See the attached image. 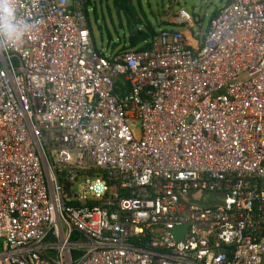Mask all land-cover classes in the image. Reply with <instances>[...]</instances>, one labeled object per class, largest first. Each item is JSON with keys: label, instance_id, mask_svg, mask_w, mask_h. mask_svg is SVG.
I'll list each match as a JSON object with an SVG mask.
<instances>
[{"label": "built area", "instance_id": "obj_1", "mask_svg": "<svg viewBox=\"0 0 264 264\" xmlns=\"http://www.w3.org/2000/svg\"><path fill=\"white\" fill-rule=\"evenodd\" d=\"M13 3L30 27L0 35V264H264V0L223 5L196 45L161 29L111 56L83 1Z\"/></svg>", "mask_w": 264, "mask_h": 264}, {"label": "rangeland", "instance_id": "obj_2", "mask_svg": "<svg viewBox=\"0 0 264 264\" xmlns=\"http://www.w3.org/2000/svg\"><path fill=\"white\" fill-rule=\"evenodd\" d=\"M131 2L134 7L136 18L142 20L143 15H146L147 20L143 19V21H150L156 29L162 27V19L160 20V17H163L164 12L167 11L169 0H140L139 2H137V0H131ZM224 3V0H179L178 7L176 3H174L168 17L176 15L179 7H184L190 14L194 12L200 16L202 20L201 30H205L214 11L223 6ZM93 4L97 5L96 18L91 9L88 10L87 17L95 48L106 56L116 54L117 50L123 45V42H120L119 39H122V35L125 32L119 27L118 22L117 10L120 11L119 8L121 6H113L112 0H93ZM107 8L110 9L109 13ZM120 16L123 23L126 24L125 16L121 11ZM95 19H97V21ZM188 37H190V33H188L186 39H188ZM201 40L202 36L201 38L199 37L198 42L200 43ZM113 43L120 45L113 49Z\"/></svg>", "mask_w": 264, "mask_h": 264}, {"label": "trees", "instance_id": "obj_3", "mask_svg": "<svg viewBox=\"0 0 264 264\" xmlns=\"http://www.w3.org/2000/svg\"><path fill=\"white\" fill-rule=\"evenodd\" d=\"M83 1H84L83 12L87 18V21H88L87 12H88L89 8H92L91 10L94 13L95 18H96L97 5H94L93 1H91V0H83ZM112 1H113V6H115V7L121 6L123 8V11H121V10L120 11L125 16V22L127 21L129 24V20H128V16H127V14L129 13L133 19L138 20L135 22V24L138 25V28H140V26H141V29H139V31L136 34L131 33L129 35V37L126 36V32L123 33L122 39H119L120 42L121 41L123 42L122 43L123 45L120 49L117 50L116 53H122V52L130 51V50H147V49H150V47H151L150 41L152 38H154L158 34V31L153 26V24H151L149 21H143V19H146V15H143L142 20L139 18H136V14H135L134 7L132 5L131 0H112ZM139 1L140 0H137V2H139ZM90 6H92V7H90ZM109 10L110 9L107 8L108 13H109ZM120 11L117 10L118 22H119V27H122L124 25V23H123V20L120 16ZM217 13H218V11L215 12L214 16H216ZM95 20L97 21V19H95ZM88 24H89V22H88ZM89 27H90V24H89ZM90 30H91V28H90ZM128 31L129 30L127 29V32ZM119 45L117 43H113L112 48L113 49L117 48Z\"/></svg>", "mask_w": 264, "mask_h": 264}, {"label": "clouds", "instance_id": "obj_4", "mask_svg": "<svg viewBox=\"0 0 264 264\" xmlns=\"http://www.w3.org/2000/svg\"><path fill=\"white\" fill-rule=\"evenodd\" d=\"M30 25L17 17V9L13 0H0V35L15 45L23 39Z\"/></svg>", "mask_w": 264, "mask_h": 264}, {"label": "crops", "instance_id": "obj_5", "mask_svg": "<svg viewBox=\"0 0 264 264\" xmlns=\"http://www.w3.org/2000/svg\"><path fill=\"white\" fill-rule=\"evenodd\" d=\"M81 1H83V0H81ZM230 1L231 0H224V2H225L224 5L229 3ZM174 3H176V6L178 7L179 0H169L167 11L164 12L163 17L162 16L160 17V20L162 19L161 20L162 27L158 28L157 31H159L161 29L179 30V31H181L184 34L185 38L188 36V33H190V37H188L187 40L189 41L190 44L196 45V43H199L198 42L199 37L201 38L203 33H205L207 31V29L209 27V24L207 25L205 30H201V23H202L201 19L196 20V24L194 26H192V27H190V26H188L186 24L180 25V24L175 23L174 21H175L176 16H177V14H178V12L180 10H184L187 13H189V12L184 7H179V10L176 13V15H172V16L168 17V14L170 13V11L172 10V8L174 6ZM220 8H218L217 10L214 11V13L212 14L211 18L214 16L215 12H217ZM190 15L192 16V14H190ZM136 21H138V20H136ZM151 24H153V23H151ZM139 29H141V26H140Z\"/></svg>", "mask_w": 264, "mask_h": 264}, {"label": "water", "instance_id": "obj_6", "mask_svg": "<svg viewBox=\"0 0 264 264\" xmlns=\"http://www.w3.org/2000/svg\"><path fill=\"white\" fill-rule=\"evenodd\" d=\"M76 1H78V0H76ZM91 1H93V0H91ZM90 9H92V8H89V10ZM119 9L121 11H123L122 7H120ZM127 16H128L129 24L126 21V24H124L120 28L122 30H124L126 32V36L129 37V35L131 33L136 34L139 31V28H138V25L135 24L136 19H133L132 16L129 13L127 14ZM192 17L195 20H199L200 19V16L197 15L196 13H194V12L192 13ZM127 29L129 30L128 32H127ZM192 195H193V192L188 193V198L192 202H196V204L206 207V206L222 205V201H220L219 198L224 197L225 193L224 192H204V193H202V195L206 196V199L204 200L203 196H202L197 201H194L192 199ZM187 228H188L187 225H181V226H178V227L174 228L173 234H174V237H175V239L177 241H180V240L183 239V236L186 233Z\"/></svg>", "mask_w": 264, "mask_h": 264}]
</instances>
